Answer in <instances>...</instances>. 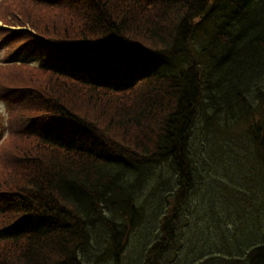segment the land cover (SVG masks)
Wrapping results in <instances>:
<instances>
[{"label":"trees","instance_id":"trees-1","mask_svg":"<svg viewBox=\"0 0 264 264\" xmlns=\"http://www.w3.org/2000/svg\"><path fill=\"white\" fill-rule=\"evenodd\" d=\"M16 1L0 19L27 24L47 41L5 32L7 42L21 41L11 57L27 47L41 62L0 71L2 96L19 122L0 149V264H231L228 256L190 257L184 215L196 214L188 196L197 177L206 181L202 172L230 148L220 120L244 111L255 115L242 125L249 177L236 179L234 149L207 184L233 178L226 190L209 192L252 213L253 240L262 242L248 243L254 248L242 264H264V0ZM193 45L198 66L190 70ZM26 77L48 79L58 94L21 85ZM75 92L87 93L110 120L76 111ZM207 99L223 103V117ZM144 180L155 194L149 210ZM132 241L138 248L125 258ZM237 251L232 264L246 255Z\"/></svg>","mask_w":264,"mask_h":264},{"label":"rangeland","instance_id":"rangeland-1","mask_svg":"<svg viewBox=\"0 0 264 264\" xmlns=\"http://www.w3.org/2000/svg\"><path fill=\"white\" fill-rule=\"evenodd\" d=\"M16 4H17V1H14L13 3H9L7 8L5 9L6 13L12 12ZM1 15L2 13H0V16ZM2 37L3 35L0 34V38ZM141 39L144 42V44L151 46V41L149 42L147 38H141ZM4 49H5L4 47H0V71H2L4 67L9 64L4 59L6 55V52ZM6 49L8 50L7 46H6ZM189 49L191 50V61L188 64L189 68L190 70L194 68L197 69L198 64H196L195 58H194V53L198 54L197 46L193 45ZM23 57L18 60V63L25 62V59ZM200 59H201V62L203 63H206L208 61L204 57H200ZM28 63L32 65H37L38 60L32 59V60H29ZM210 63L211 62L206 63L205 65V67L207 68L206 71H208V69L211 71H215V66H214L215 64H212V63L210 64ZM201 70H203V68ZM227 70L228 69H225V72H224V69H222L221 71L224 72V75H227L229 74ZM4 75L7 76L6 74ZM43 81L44 82H40V79L38 78L33 79V78L26 77V82L23 81L24 83H22L21 85H31L32 87L34 86L37 87L41 85V86H45L46 88L50 87V85L46 84L48 82V79H44ZM34 82H39V83L32 85ZM50 88H48V90L52 91L53 93L58 94L57 93L58 88L57 89L54 87H50ZM73 95L75 96L71 100L72 105L70 106H72L76 111H78L81 114H86L90 117L101 116V118H104V120H110L109 119L110 117L108 114L100 112L102 111V109L99 111L98 106H100V104H96L97 102H93L92 104L87 103L86 100H89L87 93L75 92ZM65 99L69 100L71 98H65ZM117 101L121 102L120 100H117ZM209 101L210 100L208 99L206 100L207 108L210 110L215 108L214 109L215 111L217 108V104L219 103V100H216V106L214 103L209 104ZM102 103H106V101L104 100V102ZM228 103L233 104L234 99H232V101L229 100ZM219 107H220L219 115L223 117L224 116L223 103H221ZM2 108L3 107L0 106V114L3 115V116H0V127H3L5 131V140L2 146V147H5L7 142L10 141V139L14 138V128L19 122L16 118V115L12 119L6 118L5 115L7 112ZM233 115H236V117L235 118L228 117L225 120L223 119L220 120L221 123H226L223 129L222 135H223V139L225 140V142L229 143L230 148L226 146H224V148H221V152L223 153L224 158L221 159V162L217 167L216 166L214 168L207 167L208 169L202 172V178L206 179V181L204 180L201 182L199 176L197 177V180H196L197 183L195 187L191 190V194L188 196V198H190L191 196L190 201H192L193 206L195 207V208H189L188 206V210L191 213L196 212V214L191 216L188 220L187 218H185V215H184V219H185L184 223L186 225V227H184V231H185V236L187 237L186 246H187L188 251L190 252V257H194L195 255L199 254V259H202V255L200 254L201 252L204 253L203 255L204 258H206L207 256H210V257H213L214 259L222 258L224 260V257L228 256L230 258L229 261L232 264V262H236L237 260H239L238 256L240 255V253L237 250L244 248L246 249L245 251L246 255L242 257V260L239 262L240 264H242L244 263L243 261L246 260L247 253L251 252L254 248L253 244H248L256 236L255 232H253L254 228L252 230V225L254 224L253 216L251 215L252 213L249 210H244L246 206H243V205H236L235 209L230 208V206L227 203H225L223 194L216 195L214 192H209V189L215 186L219 190H223L227 184L233 181V178L229 176L218 178L212 182L209 188L207 184L208 180H213L212 177H209V174H211L212 176H215L212 170L218 169L220 171L224 169V166L226 162L228 161L229 157L231 156L232 151L234 149L238 151L236 162H237V166L240 167V169L236 170L237 172H235L236 179L238 180L241 176L249 177L248 166H250V163L248 162L246 158L249 156V154L243 148L245 135H244V128L242 125L245 123L246 118L254 119L255 115H250V114L248 115L247 111H244L242 113L241 112L233 113ZM37 124L42 125L39 120L37 121ZM208 133L215 135L213 129L207 130L206 134ZM205 151L206 149H203L202 152L206 154ZM200 157L202 156H198L197 159H199ZM249 160L251 159L249 158ZM246 163L248 166L246 165ZM197 164L200 167H203V161H201L200 159L197 161ZM208 170H210V173H208L207 175ZM170 175L172 176V180L176 181V178L173 177V174L169 173L168 177H170ZM3 179H7V178L3 176ZM8 181L9 182L5 181V183L12 184L14 183L15 180L10 178ZM131 184H132V181L130 180L128 186H131ZM169 187L170 185H166L160 190L161 192L164 193V191L168 190ZM143 188L145 189V192H146V190H148L149 188V185L146 186L144 184ZM245 194L248 195V193H245ZM146 196H148V199L146 200V203H148L146 208L147 210H149V204H151L154 201L155 194L148 191V195ZM237 198H238L237 196L234 197L235 200H237ZM242 198H243L242 196L239 197V199H242ZM215 202H217V204H215ZM170 207H174V205H171ZM150 214H148V216H150ZM241 214H243L244 217L241 220V223L239 224L238 216H241ZM170 220H173L174 223L177 224L180 229V225L177 223V221L174 218H171ZM227 220H230V221L226 222ZM224 226H226L227 229L229 230V232H226L225 239L223 238L225 235L223 236L221 235L223 234V232L220 233L218 231V230L224 229ZM146 231L148 232L147 228H146ZM258 234H260V232H258ZM185 236L183 240H186ZM257 237H258L257 241L253 240L255 243V246L261 245V242H262V238L260 236H257ZM194 243L196 246H194ZM193 247H194V251L192 250ZM137 248L138 247H137L136 242L132 241L126 247L125 251L122 253V256H125V258L129 256V258L131 259L132 258L131 251ZM235 249L236 251L234 252V256L236 258H233V255L228 254L227 251H231V250L234 251ZM197 250H200V253L195 252ZM149 257H151V255Z\"/></svg>","mask_w":264,"mask_h":264}]
</instances>
